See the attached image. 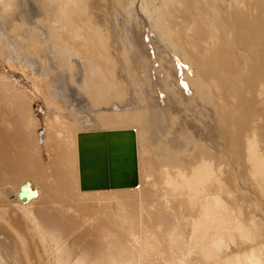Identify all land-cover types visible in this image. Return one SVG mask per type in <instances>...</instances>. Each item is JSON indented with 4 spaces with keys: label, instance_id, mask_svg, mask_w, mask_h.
<instances>
[{
    "label": "bare ground",
    "instance_id": "bare-ground-1",
    "mask_svg": "<svg viewBox=\"0 0 264 264\" xmlns=\"http://www.w3.org/2000/svg\"><path fill=\"white\" fill-rule=\"evenodd\" d=\"M122 128L138 186L81 190L77 133ZM261 215L264 0H0V221L24 264H264Z\"/></svg>",
    "mask_w": 264,
    "mask_h": 264
},
{
    "label": "water",
    "instance_id": "water-1",
    "mask_svg": "<svg viewBox=\"0 0 264 264\" xmlns=\"http://www.w3.org/2000/svg\"><path fill=\"white\" fill-rule=\"evenodd\" d=\"M76 146L81 190L138 186L134 129L79 132L76 135Z\"/></svg>",
    "mask_w": 264,
    "mask_h": 264
},
{
    "label": "rangeland",
    "instance_id": "rangeland-1",
    "mask_svg": "<svg viewBox=\"0 0 264 264\" xmlns=\"http://www.w3.org/2000/svg\"><path fill=\"white\" fill-rule=\"evenodd\" d=\"M47 50H48V54H51L50 49L47 48ZM31 182H33V181H31ZM13 185H14V188L17 189V186H16L17 182L13 183ZM254 217H255L254 214H252L251 212L249 213L247 211L246 215H245V220L247 221V223H250V222L255 221L256 218H254ZM257 222L259 225H261L264 222V216L261 215L260 219L257 220ZM255 236L258 237L257 240L264 241V232L261 228H260V230L258 228ZM8 237H10V238H8ZM171 237L173 238L172 235H171ZM262 237H263V239H262ZM7 246H9L10 248ZM16 247H17V243L14 239V235L8 230L6 225L0 221V264H6V263L7 264H24L22 257L21 256L19 257V255L16 251ZM174 251H175L174 253L177 255L180 253L179 250H177V248H174ZM58 257H60L62 262L66 261L67 262L66 264H73V262L75 260L74 256H68L67 253L63 252V251H60L58 253Z\"/></svg>",
    "mask_w": 264,
    "mask_h": 264
}]
</instances>
